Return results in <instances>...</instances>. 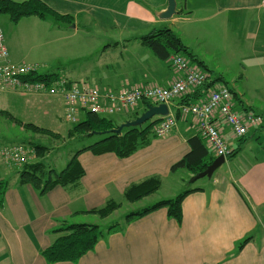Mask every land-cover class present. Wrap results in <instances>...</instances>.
I'll list each match as a JSON object with an SVG mask.
<instances>
[{"label": "crops", "instance_id": "crops-1", "mask_svg": "<svg viewBox=\"0 0 264 264\" xmlns=\"http://www.w3.org/2000/svg\"><path fill=\"white\" fill-rule=\"evenodd\" d=\"M43 1L60 14L70 15L76 20L81 16L94 19V24L89 25L76 21L70 33L50 30L54 35L62 34L70 54L87 50L85 57L95 55L97 59L91 69H82L84 67L70 61L64 68L51 69L41 74L64 73L71 80L90 82L103 90L148 85L168 87L179 77L169 62L158 58L141 39L154 30L162 29L159 25H164L167 19H162L160 15L167 9L168 0ZM183 1L187 11L181 9L178 16L172 17L168 22L172 26L187 18L180 16L184 12L188 16L199 9L204 21L223 24L227 30L231 27L234 29L231 31L233 35L238 36V29H244L240 31V36L246 41H252L249 57L264 54V44L258 45L264 32V7L261 0ZM87 28L101 33L119 32L115 34L121 37L113 39V35H108L105 36L108 41H105L100 38L104 35L87 34L83 39H77L81 29ZM145 30L148 33H138L133 38L124 33ZM24 31L32 32L34 37L41 35L33 26ZM242 31H245V37ZM78 42L86 43L77 46L78 50L71 49ZM8 52L12 62L29 63L26 62L29 60L26 53L17 56L12 51ZM32 64L40 65L37 62ZM94 70H99L98 74L94 75ZM232 90L236 106L239 102L244 107L242 111H237L242 113L252 110L245 106L241 95ZM2 96L11 97L12 105L21 99L31 109L44 106L52 112L46 120L48 124L56 121L58 110H62L63 114L65 112L64 101L60 96L27 94L21 88H1ZM198 97L194 94L188 100L193 101ZM180 104L181 101L174 100L168 106L170 112L178 117L177 125L170 134L151 138L148 144L127 157H120L114 152L97 154L83 150L78 154L79 163L84 169L81 179L67 186L57 185L46 194H39L30 183H20V167L7 165L0 159V181H8L4 202L0 205V264H49L42 251L56 238L52 231L63 223L98 224L92 221L93 218L104 217L92 210L109 202L120 204L115 213L126 204L132 205L150 197L157 196V201L175 197L173 191L165 193L166 197L158 195L173 175L184 170L173 172L171 168L190 151L189 137L199 134L192 117L179 116ZM147 107L145 102L139 104L136 111L124 115L128 118L122 123L140 116ZM9 116L13 119L9 122L15 120L21 123L13 124L20 137H24L23 131L28 123L50 130L51 136L60 133L36 124L38 117L31 116L30 121H25L13 114ZM263 125L264 121L260 128L252 130L248 136L258 135ZM220 126L231 148L241 146V149L231 160L228 161L226 157L224 163H228V168H223V164L219 167L222 170L217 172V169V173L205 180L204 184L190 187L200 189L189 193L183 200L181 223L170 218L165 208L134 219L126 225L124 219L121 222L122 229L100 238L95 248L78 262L54 264H264V157H251V160H247L244 151L251 138L242 143L233 138L230 128L224 122L221 121ZM15 135L6 145L36 143L32 137L16 141L19 136ZM150 177L160 178L159 189L136 202L127 201V189ZM249 237H252L251 240L239 250L240 243Z\"/></svg>", "mask_w": 264, "mask_h": 264}, {"label": "rangeland", "instance_id": "rangeland-1", "mask_svg": "<svg viewBox=\"0 0 264 264\" xmlns=\"http://www.w3.org/2000/svg\"><path fill=\"white\" fill-rule=\"evenodd\" d=\"M176 2L177 13L172 17L178 16V12H180L181 9L187 11L183 6V0H176ZM180 16L187 18L177 21V23H173L172 26V24L168 23L170 22L171 17L165 21L166 23H164V25L161 24L159 27H171L176 35L182 37L180 38L190 47V50L194 55L204 62L206 68L201 66L202 69H207L205 71L208 72L212 78L217 79L216 82H222L234 89L241 95L246 107L261 114L264 118V54L259 56L253 55L252 57L248 56L252 41H246L240 36V31L244 29H238V36L233 35L231 31H234V29L231 27L227 30L223 24H214L212 22L204 21L203 14L199 9H196L193 14L190 13L188 16L186 12ZM76 21L80 24L86 25H89V23L94 24L95 22L90 16H81L77 18V20L74 17L72 18L71 23L59 22V20L52 16H48L45 19H39L36 16H27L16 23L13 22L7 14H1L0 28L8 50L12 51L17 56L26 53L29 58L26 62H37L41 65H39L40 73L49 70L51 71V69L56 70V68H64L66 63H70V61L76 66L84 67L82 69H91L97 57H95V55L93 57L89 55L85 57L84 55H86L85 53H88V51L78 50L77 48V46L83 43L85 44L86 42L75 43L76 46L71 47V49L78 51L70 54L67 49L68 44L66 43V39L61 36L62 34L54 35L52 30H50L53 29L56 33H58V30H60V32L70 33L72 32V27ZM32 26L39 30V34H41L40 36L34 37V35L31 34L32 32L26 33L24 31ZM155 27H157V25ZM80 33L81 35L77 39H83L87 34L96 36L104 35V37L100 38L105 41H108L105 37L108 35H113V39L121 37L116 36L119 32L101 33L92 28H87V30L81 29ZM124 33L133 38L138 33H148V30H145L144 32L126 31ZM242 33L245 37V31H242ZM261 43L264 44V32L262 33V39L258 41V45H261ZM262 51L264 53V50ZM98 72L99 70H94L93 73L96 75ZM72 81L76 82V80ZM88 84L98 87L90 82ZM237 104L236 109L242 111L244 107L242 108L239 102H237ZM138 107L139 105L134 106L130 113L114 115L112 117L113 121L117 124H122V121L128 118L124 115L131 114L136 111ZM33 109L28 105H25L21 99L17 100L12 105L11 97H0V147L13 140V135L16 134L19 136V134H17L18 130L15 129L16 127H13V124L19 125L20 122L15 120L13 123L9 122L13 120L10 119L9 114H13V116L25 121H30L31 116L38 117L39 121H36V124L49 128L52 131L60 132L59 137L56 135L51 136L49 133L41 131L36 132L37 130L33 127L26 126L24 129L25 131H23L24 137L19 136V139L16 140L21 141L20 139L22 138L32 137L36 143L48 146L49 152L46 153L42 160L47 166L57 170H62L78 149L94 143L102 137L101 135L84 136L80 134H77L74 137H69L67 131L73 124L66 120L62 110L57 111L56 121L48 124L46 120L51 117L52 112L46 110L44 106L42 107L41 105L39 107H34ZM83 116H85V114ZM258 135L251 134L249 136V138H251L250 143L244 151V157L247 160H251V157H264V125L262 131ZM231 159L232 158H228V161ZM1 164L3 166V163ZM224 165L225 167L223 168H228V163H224ZM218 170L217 172H220L222 169ZM217 172H215V174ZM194 176L195 175L192 174L190 175L189 171L186 169L179 171L173 175L164 186H162L161 193L158 196L166 197L165 193L168 191H173V196H176L190 187L204 184L205 180L209 179L208 177H204L202 179H197L194 182H190ZM157 199L158 197L154 196L132 205L126 204L110 217L104 219L95 217L92 221L98 223L101 229L106 231L110 226L117 222H124L125 217L131 212L138 211L142 209V207H147L154 203V201H157Z\"/></svg>", "mask_w": 264, "mask_h": 264}, {"label": "trees", "instance_id": "trees-1", "mask_svg": "<svg viewBox=\"0 0 264 264\" xmlns=\"http://www.w3.org/2000/svg\"><path fill=\"white\" fill-rule=\"evenodd\" d=\"M1 14H7L10 19L16 23L27 16H39L40 18L52 16L59 20V22L64 23H71L72 20L70 15L60 14L43 0H0V15ZM141 39L142 43L161 60H167L170 55L180 53L187 56L189 55L193 62H197L198 65L206 68L204 62L199 60L190 48L184 44L182 39L169 27L154 30L144 35ZM57 76V73H32L23 76V80L29 82L52 81L56 79ZM187 100L188 99L184 101ZM145 104L146 106L154 105L149 101H146ZM160 119L161 118H154L142 126L124 128L122 132L114 133L112 129L118 127L120 124L115 123L112 118L103 117L91 112L86 113L80 122L73 124L72 127L68 129L67 134L69 137H74L77 134L84 136L101 135V139L78 149L68 161L65 168L60 171L48 167L42 160L49 149L48 146L37 143H27L35 148L36 159L22 166H18V168L20 167L19 182L30 183L41 195L46 194L57 185L67 186L76 183L84 175V169L78 160V154L81 151L91 150L97 154L114 152L120 157H127L148 144L151 138L156 137L154 126ZM26 126L33 127L35 130L45 133L51 132L48 129L35 126L32 123H28ZM54 135L60 136V134L57 133H54ZM247 138H249L248 135L240 138L239 141L245 143ZM188 142L190 151L181 160L176 162L171 170L176 172L180 169H186L192 175H196L212 164L216 157L208 148L205 139L201 135L196 134L189 137ZM240 149L241 146L233 149L227 158L236 156ZM7 184L8 181H0V205L4 202V193ZM160 185V178L150 177L140 183L130 186L125 193L126 199L129 202H136L156 192ZM199 189L200 188L187 189L173 198L162 199L150 206L131 212L125 217L124 225L161 208L167 210V214L170 218L181 223L183 218V200L189 193ZM119 207V203L109 202L101 208L93 209L92 212L105 218ZM122 228L123 226L119 222L110 226L106 231L102 230L99 224L63 223L60 227L52 231L56 234V238L49 247L42 251V255L49 264L58 262L76 263L95 248L100 238ZM251 238L252 237H249L243 240L239 245V250H241Z\"/></svg>", "mask_w": 264, "mask_h": 264}, {"label": "built area", "instance_id": "built-area-1", "mask_svg": "<svg viewBox=\"0 0 264 264\" xmlns=\"http://www.w3.org/2000/svg\"><path fill=\"white\" fill-rule=\"evenodd\" d=\"M261 5L264 7V0H261ZM167 61L179 74L168 87L148 85L103 90L85 81L73 82L64 73H59L52 81L29 82L23 80V76L41 74L40 66L12 62L0 28V89L21 88L27 94L60 96L64 101V115L71 124L80 122L83 115L89 112L112 118L116 114L130 113L134 106L146 101L169 106L172 101L179 100V116H190L195 120L198 133L215 157H227L233 150L220 126L221 121L230 128L236 139L262 126L264 118L261 114L252 110L239 113L233 90L228 85L216 82L190 57L174 53ZM194 94L199 96L198 99L184 101ZM177 121V114L170 112L155 124L154 133L160 137L170 134ZM0 159L7 165L18 167L36 159V150L27 143L6 145L0 147Z\"/></svg>", "mask_w": 264, "mask_h": 264}, {"label": "water", "instance_id": "water-1", "mask_svg": "<svg viewBox=\"0 0 264 264\" xmlns=\"http://www.w3.org/2000/svg\"><path fill=\"white\" fill-rule=\"evenodd\" d=\"M177 13V2L176 0H168L167 9L160 15L162 19H169L174 14ZM170 110L167 104H159V105H150L147 107V110L143 112L140 116L133 120H128L118 127L113 128L112 131L114 133H120L124 128L129 127H138L144 125L146 122L153 120L154 118H162L169 114ZM226 161L225 156H218L215 160L210 164L204 171L196 174L191 181H196L197 179H202L204 177L211 178L215 171L224 164Z\"/></svg>", "mask_w": 264, "mask_h": 264}, {"label": "bare ground", "instance_id": "bare-ground-1", "mask_svg": "<svg viewBox=\"0 0 264 264\" xmlns=\"http://www.w3.org/2000/svg\"><path fill=\"white\" fill-rule=\"evenodd\" d=\"M170 113V112H169ZM22 166V165H21Z\"/></svg>", "mask_w": 264, "mask_h": 264}]
</instances>
